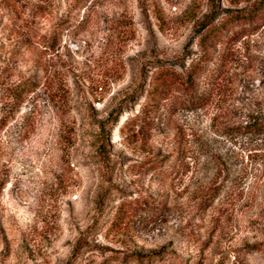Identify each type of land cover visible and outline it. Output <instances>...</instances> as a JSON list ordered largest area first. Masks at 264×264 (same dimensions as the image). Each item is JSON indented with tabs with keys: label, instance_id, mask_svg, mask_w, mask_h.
<instances>
[{
	"label": "rangeland",
	"instance_id": "rangeland-1",
	"mask_svg": "<svg viewBox=\"0 0 264 264\" xmlns=\"http://www.w3.org/2000/svg\"><path fill=\"white\" fill-rule=\"evenodd\" d=\"M0 73V264H264V0H0Z\"/></svg>",
	"mask_w": 264,
	"mask_h": 264
},
{
	"label": "trees",
	"instance_id": "trees-1",
	"mask_svg": "<svg viewBox=\"0 0 264 264\" xmlns=\"http://www.w3.org/2000/svg\"><path fill=\"white\" fill-rule=\"evenodd\" d=\"M216 1H218V0H206V3L210 8H214ZM211 26H212V17L207 18L202 23H200L197 32L202 33L206 29L210 28ZM212 30H214V29H210L209 32H211ZM206 35H208V33H205L204 36H206ZM200 39H203V36L200 37ZM40 46H41V44H39V46L37 48H34V49L32 46L29 47V52L35 53V50H37L38 48H40V50H41ZM158 74H159V76H157L153 81L154 84H156L160 80H163V82H165L167 78L175 80L173 78L171 71L161 70ZM3 77L4 76L2 75V73H0V91L2 93H4L3 95H4V97H6L5 100L7 101V105H5V106H7L8 108L18 107L21 104V100L19 97H21V95L24 94V89L30 88L31 84H29L28 81H25L22 76L15 79V81L12 83H9L8 81H3ZM191 77H192L191 73L187 72L186 73V82L188 83L189 87L191 86ZM160 91L161 90L159 89L158 93ZM112 116H113V114L110 115V117H112ZM1 120L4 121L5 119L0 116V121ZM103 144H104V136L101 135L100 145L103 147ZM173 264H182V263L174 261Z\"/></svg>",
	"mask_w": 264,
	"mask_h": 264
}]
</instances>
